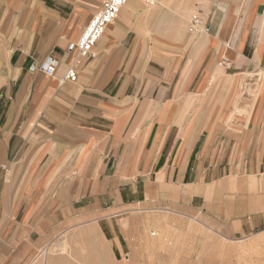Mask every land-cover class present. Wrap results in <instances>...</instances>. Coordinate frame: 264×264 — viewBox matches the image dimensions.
<instances>
[{
    "label": "crops",
    "instance_id": "obj_1",
    "mask_svg": "<svg viewBox=\"0 0 264 264\" xmlns=\"http://www.w3.org/2000/svg\"><path fill=\"white\" fill-rule=\"evenodd\" d=\"M102 1L0 0V264L63 232L131 259L157 215L181 244L264 236V0H129L60 83Z\"/></svg>",
    "mask_w": 264,
    "mask_h": 264
},
{
    "label": "rangeland",
    "instance_id": "obj_2",
    "mask_svg": "<svg viewBox=\"0 0 264 264\" xmlns=\"http://www.w3.org/2000/svg\"><path fill=\"white\" fill-rule=\"evenodd\" d=\"M184 33L190 34L186 20ZM218 172L221 169H216L214 176ZM155 212L159 213V209ZM64 236L68 237L69 234L60 233L55 245L48 249L49 264H264V236L225 239L218 233L202 228L199 242L193 243L192 233H185L184 244H181L172 229L163 227L160 215L154 218L144 234L138 231L135 235L136 246L131 259L127 252L117 253L113 248L107 251L86 247L84 243L89 240L84 239H73V243L71 240L72 246L59 245ZM44 248L48 247L45 245L39 248L26 264L33 259L41 262V251Z\"/></svg>",
    "mask_w": 264,
    "mask_h": 264
},
{
    "label": "built area",
    "instance_id": "obj_3",
    "mask_svg": "<svg viewBox=\"0 0 264 264\" xmlns=\"http://www.w3.org/2000/svg\"><path fill=\"white\" fill-rule=\"evenodd\" d=\"M129 0H103L100 7L94 12L93 16L88 20L80 31L79 37L75 42H71L67 46V50L73 53L71 62L67 65L66 71L60 83L69 80L75 81L77 78L76 67L82 58H93V52L96 42L103 36L108 26L112 25L117 18L120 8ZM146 5H152L155 0H141ZM188 31L190 33H207L209 25L205 23L203 18L194 9L189 19ZM226 61V58L224 59ZM58 67V61L53 57L46 58L39 65L32 64L30 70H40L46 75H53Z\"/></svg>",
    "mask_w": 264,
    "mask_h": 264
},
{
    "label": "bare ground",
    "instance_id": "obj_4",
    "mask_svg": "<svg viewBox=\"0 0 264 264\" xmlns=\"http://www.w3.org/2000/svg\"><path fill=\"white\" fill-rule=\"evenodd\" d=\"M48 249L49 248L42 249V251H41V256H42L41 262H39L38 259H33L29 264H49L50 262L48 263V253H49Z\"/></svg>",
    "mask_w": 264,
    "mask_h": 264
}]
</instances>
